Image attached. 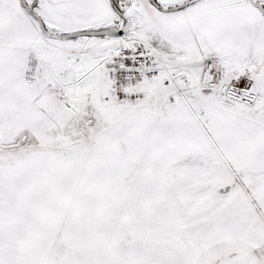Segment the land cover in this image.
<instances>
[{"label": "snow or ice", "instance_id": "obj_1", "mask_svg": "<svg viewBox=\"0 0 264 264\" xmlns=\"http://www.w3.org/2000/svg\"><path fill=\"white\" fill-rule=\"evenodd\" d=\"M0 264H264V0H0Z\"/></svg>", "mask_w": 264, "mask_h": 264}]
</instances>
